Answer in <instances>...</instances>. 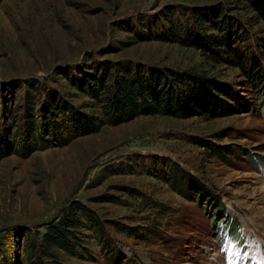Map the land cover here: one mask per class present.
<instances>
[{"label":"rangeland","instance_id":"374dc122","mask_svg":"<svg viewBox=\"0 0 264 264\" xmlns=\"http://www.w3.org/2000/svg\"><path fill=\"white\" fill-rule=\"evenodd\" d=\"M227 2L234 0H0V136L14 150L0 151V244H11L13 260L24 229L42 233L68 201L78 200L135 235L108 222L121 259L111 261L83 231L79 254L56 252L50 264H264V88L245 82L239 68L138 37L163 33L167 20L191 6ZM241 13L246 22L249 14ZM259 34L245 26L235 44L252 45ZM114 63L173 73L199 69L237 97L226 98L231 107L216 116L142 115L17 152L28 82L55 88L73 108L90 113L87 97L60 68L91 74ZM172 170L184 177L174 178ZM143 228L147 233L136 235ZM0 264H6L1 255Z\"/></svg>","mask_w":264,"mask_h":264},{"label":"trees","instance_id":"16d2710c","mask_svg":"<svg viewBox=\"0 0 264 264\" xmlns=\"http://www.w3.org/2000/svg\"><path fill=\"white\" fill-rule=\"evenodd\" d=\"M230 4L234 7L230 8ZM189 11L174 21L167 20L163 33L151 34L148 30L138 37L176 43L194 50L214 66L239 68L245 74V82L254 88H264V0H234L233 3L227 2V5L191 6ZM242 11L249 14L246 22L241 19ZM245 26L250 31L257 28L260 34L252 41V45L240 47L235 42L242 41L239 32ZM97 68L91 74H82L74 67L67 70L60 68V73L64 72L63 77L71 87L87 97L83 105L94 111L90 113L73 108L55 88L28 82L31 92L25 93L26 111L17 132L19 139L14 140L17 152L27 155L37 144H40V148L49 147L50 140L63 144L74 137L96 132L100 126H115L142 115L188 116L196 113L216 116L231 107L226 98L234 102L237 97L233 90L199 69L173 73L160 67H143L131 63L105 64L101 70ZM12 144L2 142L0 136V151H9L5 150L3 155L14 151ZM172 172L174 178L183 176L180 171ZM200 188L202 193H207ZM215 204L220 208L219 201ZM108 222L111 226L119 227L116 222L104 220L80 201L70 200L59 216L42 226V233L38 230H23L21 254L15 255L14 260L10 243L1 242L0 247L4 246V250L0 251V255L6 264H14V261L50 264L59 251L77 256L88 235L83 231H89L105 256L116 262L121 259V253L107 231ZM117 229L135 235L133 227L121 226ZM146 231L147 228H143V232L136 235L141 236Z\"/></svg>","mask_w":264,"mask_h":264},{"label":"bare ground","instance_id":"6f19581e","mask_svg":"<svg viewBox=\"0 0 264 264\" xmlns=\"http://www.w3.org/2000/svg\"><path fill=\"white\" fill-rule=\"evenodd\" d=\"M263 216H264V214H263ZM263 216H262V217H263ZM260 220H261V219H260ZM260 224H261V226H263V227H264V222H263V223H262V222H260Z\"/></svg>","mask_w":264,"mask_h":264}]
</instances>
